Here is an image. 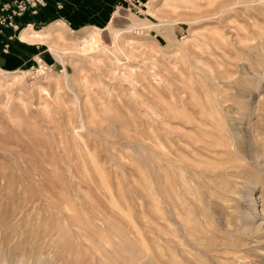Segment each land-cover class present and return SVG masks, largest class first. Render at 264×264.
Listing matches in <instances>:
<instances>
[{
    "label": "rangeland",
    "instance_id": "obj_1",
    "mask_svg": "<svg viewBox=\"0 0 264 264\" xmlns=\"http://www.w3.org/2000/svg\"><path fill=\"white\" fill-rule=\"evenodd\" d=\"M23 1L0 27L16 41L0 60V264H163L179 211L200 245L245 238L247 183L258 215L264 196V0ZM254 237L236 264L263 261ZM211 250L191 249L231 262Z\"/></svg>",
    "mask_w": 264,
    "mask_h": 264
},
{
    "label": "bare ground",
    "instance_id": "obj_2",
    "mask_svg": "<svg viewBox=\"0 0 264 264\" xmlns=\"http://www.w3.org/2000/svg\"><path fill=\"white\" fill-rule=\"evenodd\" d=\"M48 28H49V26H48ZM43 33H45V31H40V32H34V33H31V31H29V29L28 28H24L22 31H21V37L23 38V39H25V40H31V41H34V40H41V38H43L42 37V34ZM53 53L54 54H56V56L58 55V53H57V51H53ZM239 123V122H238ZM193 125V124H192ZM218 133H220V130L218 129ZM203 132H205V130H203ZM206 134V133H205ZM207 134H209V133H207ZM206 134V135H207ZM221 134H222V132H221ZM206 135H205V137H206ZM210 135V134H209ZM208 135V136H209ZM225 135V134H224ZM214 136V135H213ZM220 136H222V135H220ZM219 136V137H220ZM211 137V136H210ZM217 137H218V135H217ZM216 137V138H217ZM225 138L227 137V136H224ZM224 137L222 136V138L224 139ZM204 138V137H203ZM222 138H221V141H222ZM229 138H230V141L232 142V141H234V138H231L230 136H229ZM208 139H210L211 140V138H208ZM217 139H220V138H217ZM198 140V139H197ZM213 140V139H212ZM216 140V139H215ZM214 141V140H213ZM217 142H218V140H216ZM220 141V140H219ZM223 141H225V140H223ZM222 141V142H223ZM195 142V141H194ZM221 142V143H222ZM228 142V141H227ZM197 143V142H196ZM195 143V144H196ZM200 143V142H199ZM225 143V142H224ZM223 143V144H224ZM203 144V143H202ZM217 144V143H216ZM232 144V143H231ZM230 144V145H231ZM203 145H205V143L203 144ZM207 145H209L208 143H207ZM213 146L215 145V144H212ZM217 145H220L219 143L217 144ZM216 145V146H217ZM222 145V144H221ZM227 145V144H226ZM229 145V144H228ZM216 146H214V147H212V148H215ZM201 147V146H200ZM205 147V146H204ZM208 147H209V149H211V144H210V146H207V149H208ZM219 146H217L216 148L217 149H219L218 148ZM202 148V147H201ZM200 149V148H199ZM236 149V148H235ZM203 150V149H202ZM204 151V150H203ZM206 151V150H205ZM211 152H213L212 150H210ZM218 151V150H217ZM227 151V150H226ZM229 152H227V153H229L230 154V150H228ZM235 151V150H234ZM236 151H237V149H236ZM235 151V152H236ZM211 152H209V154L211 153ZM221 152V151H220ZM224 152H225V150H224ZM233 152V151H232ZM238 152V151H237ZM218 153V152H217ZM212 154H215V153H212ZM220 154V153H219ZM225 154V153H224ZM202 155H203V153H202ZM206 155V154H205ZM205 155H203V156H205ZM227 155V154H226ZM261 156H260V154L258 153V152H254L253 154H251L250 156H248V157H245L244 156V159L245 160H247V162L249 163V164H252V163H256V164H259V163H261ZM207 160H208V158H206ZM201 160V159H200ZM205 160V159H204ZM196 161V160H195ZM195 161H193L192 163H195ZM198 161V160H197ZM196 161V162H197ZM224 161V160H223ZM199 162V161H198ZM203 163H205V162H203ZM209 163H213L212 161H210ZM224 163L227 165V162L226 161H224L223 162V167H224ZM263 163H264V161H263ZM197 164V163H196ZM196 164H195V166H196ZM217 163H215V165H213V166H217L216 165ZM193 165V164H192ZM198 165V164H197ZM202 165H204V164H199L198 166H200L199 168H201V166ZM219 165H222V163H220ZM184 166V165H183ZM172 167H173V165H172ZM190 167V166H189ZM203 167H205L206 168V164L203 166ZM210 167H212L211 165H210ZM219 168H220V166H218ZM237 168V166H234V168ZM178 168V167H177ZM177 168H176V171H177ZM184 168V167H183ZM193 168V167H192ZM217 168V167H216ZM215 167H214V169L217 171V169H216ZM222 168V167H221ZM235 168V169H236ZM239 168V167H238ZM172 169V168H171ZM180 168H178V170H179ZM198 169V168H197ZM207 169L209 170L210 168L207 166ZM212 169H213V167H212ZM232 169V168H231ZM181 170V169H180ZM179 170V171H180ZM193 170V169H192ZM195 170V169H194ZM201 170V169H200ZM170 171V170H169ZM168 171V172H169ZM186 171V170H185ZM196 171V170H195ZM195 171H194V173H195ZM216 171H214V172H216ZM220 171V170H219ZM238 171V170H237ZM183 172V171H182ZM198 172V171H197ZM208 172V171H207ZM233 172V171H232ZM239 172V171H238ZM212 173V172H211ZM220 173V172H219ZM197 174H203L202 172L201 173H197ZM208 174H210V173H208ZM217 174H218V172H217ZM233 174H235V173H233ZM232 174V175H233ZM240 174V173H239ZM182 175V174H181ZM204 175V174H203ZM214 175V173H212V176ZM236 175V174H235ZM242 175V174H241ZM245 175V174H244ZM243 175V176H244ZM247 175V177H248V174H246ZM245 175V176H246ZM250 175V174H249ZM184 176V175H183ZM182 176V177H183ZM206 175H204V177H205ZM218 176V175H217ZM229 176H230V174H229ZM234 176V175H233ZM238 176V174L236 175V177ZM214 177H216V176H214ZM235 177V176H234ZM239 177V176H238ZM237 177V178H238ZM185 178V177H184ZM217 178V177H216ZM178 179H180V178H177V180ZM181 179H183V178H181ZM180 179V180H181ZM254 179H256V178H254ZM169 180V179H168ZM171 180V179H170ZM185 180V179H184ZM239 180H241V179H239ZM238 180V181H239ZM183 181V180H182ZM167 183V182H166ZM180 183V182H179ZM184 183V182H183ZM226 183V182H225ZM254 183L255 184H258L259 183V179H258V177H257V179L255 180V181H249V183H247V184H249V186H248V188H247V192L245 193V197L246 198H248L249 199V206H250V204H251V206L252 207H254V212L253 211H250V210H244L243 212H242V219H243V226L241 225V227H242V235H245L246 237L245 238H242L241 240L240 239H234V240H231V242H228V241H226V242H224V240H223V243H221L220 241V244H217V241H216V247H212V248H210V247H208V246H206V244L204 245L203 243V245L201 244H199V243H197V242H199L197 239L195 240V238L193 237V235L194 234H196V233H194L193 234V232L191 233V231H190V229H191V227L192 226H194L193 224L195 223H199V221H197L196 222V220H195V222L192 220V216L191 217H189V216H187V217H185V215H181L180 213H182V212H180L178 209H176V210H178L179 212L176 214L177 216H176V218L175 219H173L172 217H171V215H169V216H167L166 218L164 217V219H165V221H166V232H164L165 233V236H164V238H165V243H167L165 246H158L157 244V248H159L161 251H165L164 252V256H165V258H164V261H163V264H186V262L188 261V262H190V264H200V263H197L198 261H197V259H196V257H197V254H198V256H199V258H200V255H199V253H197V252H199V251H201V252H205L206 253V251H208L209 252V249H212L211 251L212 252H220V251H222V254L220 253H217V255L215 256V257H213V260H215V262L218 260V259H223V260H225V262L227 263V260H230L231 262H229L228 261V263L227 264H236L237 262H240V263H243V260H245L244 258H246V256H247V254H246V256H243L244 254H242V253H244V252H246L247 250V246L249 245V243H251L252 241H250V240H252V238L254 237V236H252V229H251V227L254 225V223H256V221H258L257 219V217L259 216V217H262L263 218V223H261V224H259V225H257V229H256V232L258 231V233H260L259 231H261V229H264V196H262V200H261V202H262V210H260L261 212L260 213H262V214H259L258 215V207H257V205H258V203H257V200H256V198H254V195H253V191H254V188L252 187V185H254ZM167 185H169V184H167ZM172 185V184H171ZM183 185V184H182ZM227 185V184H226ZM178 186V185H177ZM192 186V185H191ZM222 186H224V184L222 185ZM242 186H243V184H242ZM169 187H170V185H169ZM181 187H184V186H181ZM189 187H190V185H189ZM214 187V186H213ZM172 188V187H171ZM178 188V187H177ZM218 188L220 189V187L218 186ZM217 188V189H218ZM224 188V187H223ZM223 188H221V189H223ZM229 188V187H228ZM186 189V188H185ZM188 189V188H187ZM173 190H175L176 191V188L174 189L173 188ZM178 190H179V188H178ZM182 190V189H181ZM189 190V189H188ZM224 190H226L225 188H224ZM167 191V190H166ZM226 191H228V190H226ZM225 191V192H226ZM237 191V190H236ZM241 191V190H240ZM170 192V191H169ZM186 192V191H185ZM188 192H190V191H188ZM228 192H230V191H228ZM244 192V191H243ZM176 193V192H175ZM174 193V194H175ZM193 193V192H192ZM219 193V192H218ZM220 193H221V191H220ZM219 193V194H220ZM234 193V192H233ZM239 193V192H238ZM186 194H188L187 192L185 193V195ZM223 194V196L225 195L226 196V194H224V192L222 193ZM222 194H221V196H222ZM170 195V194H169ZM176 195H177V193H176ZM175 195V196H176ZM188 195H190V194H188ZM194 195V194H193ZM197 195V194H196ZM243 195V194H242ZM182 196V195H181ZM192 196V195H191ZM220 196V195H219ZM218 196V197H219ZM223 196H222V198H223ZM224 196V197H225ZM170 197V196H169ZM180 197V196H179ZM194 197V196H193ZM197 197V196H196ZM227 197V196H226ZM175 198H177V196L175 197ZM175 198H174V200H175ZM184 198V197H183ZM182 198V199H183ZM221 198V197H220ZM171 200H172V198H170ZM169 199V200H170ZM181 199V198H180ZM181 199V200H182ZM188 199H190V202H191V199L192 198H189L188 197ZM193 199H195V198H193ZM198 199V198H197ZM197 199H196V201H197ZM245 199V198H244ZM247 199V200H248ZM186 200V199H185ZM185 200H184V202H185ZM199 200V199H198ZM173 201V200H172ZM178 200H176V202H177ZM192 201H194V200H192ZM196 201H195V203H196ZM225 201H227V200H225ZM170 202V201H169ZM176 202H174V203H176ZM180 202V201H179ZM200 202H201V200H200ZM171 203V202H170ZM178 203V202H177ZM186 203V202H185ZM171 204H173V203H171ZM198 204V203H197ZM203 204H204V202H203ZM203 204H202V206H203ZM169 205V204H168ZM178 205V204H177ZM181 205H182V202H181ZM185 205V204H184ZM171 206V205H170ZM174 207L176 206V205H173ZM190 206V205H189ZM248 206V207H249ZM250 206V207H251ZM181 207V206H180ZM186 207V206H185ZM200 207V206H199ZM241 208H242V206H240ZM166 208V207H165ZM173 208V207H172ZM183 208V207H182ZM195 208V207H194ZM205 208V207H204ZM186 209H187V207H186ZM196 209V208H195ZM235 209V208H234ZM188 210H190V208L188 209ZM203 210V209H202ZM206 210V209H205ZM253 210V209H252ZM166 211V210H165ZM168 211V210H167ZM197 211V210H196ZM164 212V211H163ZM170 211H168V213H169ZM173 212L174 213H176L174 210H173ZM191 212V211H190ZM188 213V212H187ZM197 214V213H196ZM198 214H199V212H198ZM197 214V215H198ZM235 214V213H234ZM261 215V216H260ZM234 216V215H233ZM175 217V216H174ZM235 218V217H234ZM197 219H198V217H197ZM237 219H238V217H237ZM241 219V220H242ZM200 220V219H199ZM205 220V219H204ZM240 220V221H241ZM232 223L234 222V221H231ZM203 223H205V222H203ZM202 224V223H201ZM238 224V223H237ZM241 223H239V225H240ZM199 225H200V223H199ZM207 225V224H206ZM232 225V224H231ZM235 226H236V224H234ZM209 226H211V225H209ZM205 226H202L201 228H204ZM212 227V226H211ZM240 227V228H241ZM192 228H194V227H192ZM195 229V228H194ZM212 229V228H211ZM180 230V231H179ZM197 229H195V231H196ZM206 230V229H205ZM181 231H184V233L182 234V232ZM235 231V230H234ZM234 231H232V232H230V233H233L234 234ZM236 231H238V229L236 230ZM181 232V233H180ZM198 232V231H197ZM208 232H210V231H208ZM262 232V231H261ZM236 233V232H235ZM198 234V233H197ZM207 235H209V234H207ZM236 235H238V234H236ZM241 235V234H240ZM259 235V234H258ZM193 237V239H192V242L190 241V237ZM197 236H199V235H197ZM201 236V235H200ZM261 236V235H260ZM264 236V235H263ZM262 236V237H263ZM258 237L259 236H257V239H258ZM261 237V239L259 240L258 239V242L259 241H262V239H264V237L262 238ZM197 238V237H196ZM201 238H203V236L201 237ZM206 238H209V237H207L206 236ZM218 238V237H217ZM221 237H219V239H220ZM219 239H216V240H219ZM230 239V238H229ZM254 239H255V237H254ZM253 239V240H254ZM257 239H255V240H257ZM203 241H205L204 239H203ZM202 241V242H203ZM207 241V240H206ZM205 241V242H206ZM213 241V240H212ZM264 241V240H263ZM210 243H211V241H210ZM237 243H239V244H241L242 245V248H239L238 246L236 247V245H237ZM209 244V243H208ZM213 244V243H212ZM211 244V245H212ZM263 244V243H262ZM148 245V244H147ZM146 245V246H147ZM156 245H154V246H156ZM210 245V244H209ZM203 246V247H202ZM145 247V246H144ZM149 247V246H148ZM165 247V248H164ZM143 248V247H142ZM152 248V247H151ZM150 248V251L152 250ZM193 249L194 248V250L196 251L195 252V254H196V257H194V255H192V251H191V249ZM233 248V249H232ZM125 249V248H124ZM148 249V248H147ZM159 249H157V251L159 250ZM164 249V250H163ZM229 249H231V251L229 250ZM122 250H123V248H122ZM127 250V249H126ZM220 250V251H219ZM251 250L255 253V254H257L258 255V253H263V251H264V248H262L261 247V249L259 248V249H257V247L255 248V247H251ZM261 250H263V251H261ZM112 251V250H111ZM125 251V250H124ZM124 251H123V253H124ZM146 251H148V250H146ZM150 251H148V252H150ZM156 251V249L154 250V252ZM186 252V253H184V252ZM121 252V251H120ZM200 252V253H201ZM139 253V252H138ZM140 253H143V251L141 252L140 251ZM155 253H158V252H155ZM190 253V254H189ZM120 254V253H119ZM133 254H136V253H133ZM146 254H148V253H146ZM204 254V253H203ZM124 255V254H123ZM125 255H126V253H125ZM128 255V254H127ZM138 255V254H137ZM150 255V254H149ZM152 255H155V254H153L152 253ZM208 255H209V253H208ZM215 255V254H214ZM214 255H212V256H214ZM219 255H221V256H219ZM251 255V254H250ZM118 256V255H117ZM139 256V255H138ZM202 256H204V255H201V257ZM255 256V255H254ZM118 257H120V256H118ZM122 257V256H121ZM132 257V256H131ZM160 257H162V254L160 255ZM159 257V258H160ZM248 257H250V256H248ZM247 257V259H250V258H248ZM262 257H264V254H263V256ZM261 257V258H262ZM123 258V257H122ZM122 258H120V260L122 259ZM125 258V257H124ZM127 258H129V257H127ZM134 258V257H133ZM132 258V259H133ZM137 258V257H136ZM156 258V257H155ZM154 258V259H155ZM198 258V257H197ZM204 258V257H203ZM206 258V257H205ZM258 258V257H257ZM260 258V257H259ZM117 259V258H116ZM129 259H131V258H129ZM135 259V258H134ZM133 259V260H134ZM147 259V258H146ZM161 259H163V257L161 258ZM246 259V260H247ZM253 259V258H252ZM137 260V259H136ZM141 260H142V258H141ZM143 260H145V259H143ZM151 260V259H150ZM149 260V261H150ZM156 260V259H155ZM202 260V259H201ZM210 260V258L208 259V261ZM118 261V260H117ZM148 261V260H147ZM152 261V260H151ZM154 261V260H153ZM157 261H158V259H157ZM211 261V260H210ZM251 261V260H250ZM258 261V260H257ZM257 261H255V262H252L253 264H255ZM130 262H132L131 260H130ZM139 262V261H138ZM144 263H145V261H143ZM236 262V263H235ZM244 262H247V261H244ZM140 263V262H139ZM138 263V264H139ZM149 263V262H148ZM203 263H205V264H207L206 262H203ZM209 263V262H208ZM212 263V262H211ZM210 263V264H211ZM213 263H214V261H213ZM117 264H118V262H117ZM134 264H136V263H134ZM152 264V263H151ZM189 264V263H188ZM248 264H250V263H248ZM257 264H264V259H263V261L261 260V261H258L257 262Z\"/></svg>",
    "mask_w": 264,
    "mask_h": 264
},
{
    "label": "crops",
    "instance_id": "obj_3",
    "mask_svg": "<svg viewBox=\"0 0 264 264\" xmlns=\"http://www.w3.org/2000/svg\"><path fill=\"white\" fill-rule=\"evenodd\" d=\"M3 1H12V0H3ZM70 4L74 5L76 8L83 7L84 4L89 2L98 3L101 8H107L108 6H113V3L116 4L117 0H67ZM120 1V0H119ZM16 41L12 35L7 36L6 34H2L0 31V60L5 59L9 49H11V54H15L14 50H16Z\"/></svg>",
    "mask_w": 264,
    "mask_h": 264
},
{
    "label": "built area",
    "instance_id": "obj_4",
    "mask_svg": "<svg viewBox=\"0 0 264 264\" xmlns=\"http://www.w3.org/2000/svg\"><path fill=\"white\" fill-rule=\"evenodd\" d=\"M29 4H31L33 7L39 5V3H43V0H27ZM26 7V4L23 0H13V1H3L0 0V27L3 25H6V16L3 14V12L8 11L9 9H12V14L8 16V18H13V20H16L15 17L17 15H21ZM13 26L14 30L18 29V24L14 21L10 22Z\"/></svg>",
    "mask_w": 264,
    "mask_h": 264
}]
</instances>
